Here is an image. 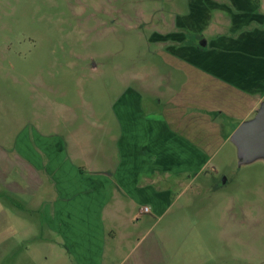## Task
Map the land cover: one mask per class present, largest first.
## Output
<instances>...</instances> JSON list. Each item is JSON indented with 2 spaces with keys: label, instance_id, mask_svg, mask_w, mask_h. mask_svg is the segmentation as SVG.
<instances>
[{
  "label": "rangeland",
  "instance_id": "1",
  "mask_svg": "<svg viewBox=\"0 0 264 264\" xmlns=\"http://www.w3.org/2000/svg\"><path fill=\"white\" fill-rule=\"evenodd\" d=\"M180 59L236 82L256 107L220 125L252 120L264 102V0H0V167L27 137L113 149L123 98L136 91L162 110L190 80ZM171 179L167 210L142 213L118 259L153 243L163 264H264V156L243 161L224 135L192 182ZM7 212L9 238L19 225ZM20 216L35 224L30 239L0 241V264H78L53 232L41 247L37 216Z\"/></svg>",
  "mask_w": 264,
  "mask_h": 264
},
{
  "label": "crops",
  "instance_id": "2",
  "mask_svg": "<svg viewBox=\"0 0 264 264\" xmlns=\"http://www.w3.org/2000/svg\"><path fill=\"white\" fill-rule=\"evenodd\" d=\"M181 67L190 80L162 110L143 106L136 91L123 98V128L113 149L87 151L60 135L27 137L16 146L17 159L9 169L0 167V190L8 193L7 203L0 198L3 247L30 239L35 224L20 216L26 211L37 216V228L45 232L38 234L41 247L53 232L78 264H163L153 243L127 259L116 253L130 245V226L140 220L141 208L164 213L172 199L164 185H171V178L176 184L183 177L192 182L208 167L219 139L233 135L234 126H222L217 118L242 120L256 109L236 82L215 79L189 62ZM93 150L101 160H86ZM7 211L10 229L19 225L9 238L2 234L9 224ZM29 260L25 256L14 263Z\"/></svg>",
  "mask_w": 264,
  "mask_h": 264
},
{
  "label": "water",
  "instance_id": "3",
  "mask_svg": "<svg viewBox=\"0 0 264 264\" xmlns=\"http://www.w3.org/2000/svg\"><path fill=\"white\" fill-rule=\"evenodd\" d=\"M205 43V39L200 41L202 46ZM232 136L239 146L243 161L264 156V102L254 118L236 127Z\"/></svg>",
  "mask_w": 264,
  "mask_h": 264
},
{
  "label": "built area",
  "instance_id": "4",
  "mask_svg": "<svg viewBox=\"0 0 264 264\" xmlns=\"http://www.w3.org/2000/svg\"><path fill=\"white\" fill-rule=\"evenodd\" d=\"M149 211V207L148 206H143L141 208V212L144 213V212H148Z\"/></svg>",
  "mask_w": 264,
  "mask_h": 264
},
{
  "label": "flooded vegetation",
  "instance_id": "5",
  "mask_svg": "<svg viewBox=\"0 0 264 264\" xmlns=\"http://www.w3.org/2000/svg\"><path fill=\"white\" fill-rule=\"evenodd\" d=\"M201 39H199L198 41L200 42Z\"/></svg>",
  "mask_w": 264,
  "mask_h": 264
}]
</instances>
